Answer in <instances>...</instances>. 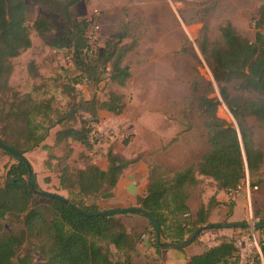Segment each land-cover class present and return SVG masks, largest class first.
Returning a JSON list of instances; mask_svg holds the SVG:
<instances>
[{
    "label": "trees",
    "instance_id": "trees-1",
    "mask_svg": "<svg viewBox=\"0 0 264 264\" xmlns=\"http://www.w3.org/2000/svg\"><path fill=\"white\" fill-rule=\"evenodd\" d=\"M80 2L0 0V141L25 155L44 146L51 130L57 127L54 146L65 144V147L61 155L49 153V160L57 161L60 187L76 194V198L67 197L76 208L57 198L43 196L45 201H39L41 188L31 163L0 147L16 160L9 166L3 184L0 183V264H114L110 249L104 244L113 245L124 257L116 264L135 263L140 239L129 231L118 214L104 215L107 209L95 201L106 202L113 197L119 180L134 161L109 148L108 166L103 169L92 157L100 112H123L127 105L125 95L109 90L104 98L95 95L85 99L78 84L86 80L98 86L107 79L125 86L132 76L127 57L139 45V38L131 32V21L123 22L106 39L104 48L89 56L86 53L89 21L87 18L76 20ZM38 7L43 12L36 16ZM211 10L210 7L200 12L202 27L197 43L236 125L218 115L222 101L210 96L214 91L210 82L195 100L209 148L197 163L180 170L155 161L150 163L147 187L137 196V208L129 207L123 213L155 216L163 238L160 241L149 220L157 251L165 244L186 241L198 227L209 224L210 204L207 208L202 205L194 218L188 203L193 190L204 182L202 176L212 178L220 189L228 192L239 190L247 179L252 188L264 182L261 172L264 150L256 136L257 127L264 129V3L255 14L254 40L242 34L231 20L218 26V37H211L207 23ZM48 14L57 15L71 30L72 48L68 57L78 79L62 85L63 93L68 96L62 110L55 108L53 97L38 99L10 83L15 71L14 60L33 46L32 32L47 37L55 31L56 24ZM28 73L33 79L41 76L35 60L28 63ZM105 73L108 75L104 76ZM200 88V75L196 73L189 81V91L196 94ZM250 117L257 120V126L250 124ZM177 140L178 136L169 145ZM71 143L85 147L78 155L81 165L71 164L75 152ZM90 198L94 200L90 202ZM8 217L21 218L23 229L19 235L5 230L3 220ZM225 223L236 222L226 219L214 224ZM241 224L235 228L249 231L246 221ZM218 229L209 227L196 236L194 242L203 249L190 255L185 264L242 263L236 238L221 235L214 244L199 238L206 231ZM256 229L263 232L264 222ZM258 242L264 255V237ZM23 246H28L30 252L20 255L19 249Z\"/></svg>",
    "mask_w": 264,
    "mask_h": 264
},
{
    "label": "rangeland",
    "instance_id": "rangeland-1",
    "mask_svg": "<svg viewBox=\"0 0 264 264\" xmlns=\"http://www.w3.org/2000/svg\"><path fill=\"white\" fill-rule=\"evenodd\" d=\"M97 1L99 0H81L77 6L76 18L77 21L83 18L88 19L95 9L101 11L98 42L95 44V51L97 52L102 50L107 38V32L114 27L120 18H130L136 14H140L138 16L146 23L155 14L156 10L161 12V10L165 9L171 19L182 27L181 29H183L185 34L183 47L179 52H175L174 58L169 55L161 58V66L167 69L168 73L158 80L162 81L164 85L175 86L172 93L163 100V106L167 110L165 114L161 113V118L159 117L158 120L150 119L147 122L146 117L142 115L135 117L133 120L127 119L125 116V120H123L124 118L105 117L100 124L96 125L92 153L95 158H99V163H101V158L105 159V156L100 154L99 149L105 150L110 143L117 146L119 153L137 161L128 171V178L131 180L128 183L131 186L130 196L124 197V199L132 200L134 199V193L143 185L144 177L147 173L144 163L151 161L152 154H155L154 156L157 159L168 166L176 169L193 162L207 147L204 139L203 120L195 107V100L210 82L213 83L214 87V91L210 96H217L221 101L222 98L211 69L198 47L197 42L202 27L199 19L200 12L205 8H212L207 17L211 37H218V26L226 20H231L242 34L254 40L257 31L255 14L258 7L264 3V0H163V3H158L160 5L150 7L142 6L140 2L143 0H110L126 4H122L119 9L111 10L107 13ZM42 12L41 8L38 7L36 16ZM145 13H152L153 15L145 17L142 15ZM48 15L56 24L55 31L47 37H40L35 31L32 32L33 46L14 60L15 71L11 76L10 83L22 93L30 92L38 99L53 97L55 108L62 110L68 102V96L63 93L62 85L64 83H73L75 79H78L67 58L72 48V40L69 36L71 30L57 15ZM30 24H32V21H30ZM31 60H35L40 67L41 76L37 79L31 78L28 73V63ZM135 61H138V59H134ZM141 67V62H138V68L141 69ZM196 73L200 75L201 88L198 93L193 94L188 89V82L192 75ZM233 92H236V90L233 89ZM218 115L229 123L236 125L231 111L223 101L218 107ZM249 122L251 125L257 126V120L254 117H250ZM56 128L51 130L44 142V146L25 153V157L36 173L41 191L59 193L66 198H76L74 192V194H71L60 187L57 161L49 160V153L54 152L56 155H61L65 147V144L53 145ZM256 133L258 143L264 150V129L257 127ZM176 134L181 138V141L165 149L164 147ZM126 139L129 140L128 144L124 143ZM75 150L70 161L72 165L78 166L81 165L78 158L79 151L76 148ZM14 162L16 160L13 156L4 153L0 149V183L3 184L6 172ZM261 172L264 177V166ZM213 186L217 192L223 190L217 186L215 180L204 181L194 193L193 202L195 203L201 199L205 188L209 189ZM238 193H244L243 187L238 192H235L234 195ZM252 195V203H248L246 218L243 220L251 224L250 230H253L251 234H249V231L239 228H219L216 231H206L199 238L208 244H214L221 235L234 237L237 240L241 236H245V243L250 244L253 247L252 249L256 250V241L258 242L261 236L264 237V232L257 231L255 226L257 223L264 222V182L254 190ZM241 197L246 199L245 196ZM212 199H215V197H212ZM92 200L94 199H89L90 202ZM39 201H45L44 197L40 196ZM95 201L100 203L102 209H108L109 203L107 201L105 202L101 199ZM231 201L233 200L231 199ZM237 211L239 212L240 210L237 209ZM118 216L125 222L129 231L140 239L137 244L134 264H184V257L203 249L202 245L193 242L185 247L182 252H179L178 249L167 247L157 251L154 229L147 217L131 212L127 214L121 213ZM235 222L241 223V220L236 219ZM3 224L5 230L15 235H19L23 229L20 217H8L3 220ZM159 239L160 241L163 240L161 237ZM104 247L110 249L111 259L114 264L118 260L124 259L113 245L104 244ZM29 252L30 248L28 246H23L19 249L20 255Z\"/></svg>",
    "mask_w": 264,
    "mask_h": 264
},
{
    "label": "crops",
    "instance_id": "crops-1",
    "mask_svg": "<svg viewBox=\"0 0 264 264\" xmlns=\"http://www.w3.org/2000/svg\"><path fill=\"white\" fill-rule=\"evenodd\" d=\"M97 2L100 4L101 8L105 10V13L111 10L119 9L122 4L123 5L126 4V3H117L115 1H110V0H99ZM159 2L163 3V0H143L140 2V4L145 7L146 6L150 7L153 5H160L158 4ZM164 10L163 11L161 10V12L156 10L154 15L152 13L142 14L145 17H151L153 15L147 22L145 21L146 23H144V21H142V19L139 17L140 14H138L139 16L136 14L137 16L135 15L130 18L127 17L120 18L119 21H117V23L114 25V27L111 28L109 32H107L106 36L108 38L112 32H115L119 29L120 25L123 22L131 21V32L138 35L139 45L132 52H130V54L127 57V61L131 66L132 76L128 80L125 86H118L114 83L109 82L107 79H104L101 83H99L98 86L93 85L92 83L86 80H83L80 84H78V88L81 90L82 96L85 99H91L95 95L104 98L106 97V94L109 92V90H116L125 95V100L127 105L123 110V112H121L120 114H114L113 112L102 110L100 112V119H101L100 123L105 117L124 118L125 116V118L133 120L135 117L140 115L146 117V122H147L150 119L158 120L159 117L161 118V113L165 114V112L167 111L165 106H163V100L170 93H172L175 86L170 87L164 85L162 81L158 80L162 78L166 73H168V70L161 66V58L165 55H169L170 57L172 56L174 58L173 55L175 54V52H179L183 47L185 34L183 32V29H181L182 27L177 25L173 21V19H171L169 13L166 10L165 12ZM148 23L149 25H147ZM134 59H138V61L134 62ZM138 62H141L142 65L141 69L138 68ZM105 75H108V73H105ZM188 89H189V82H188ZM125 118L123 120H125ZM177 136L178 135L176 134L173 138ZM173 138H171L170 141L167 143V145L165 146L166 148L164 147L165 149L181 141L180 140L181 138H179V140L169 145V143ZM126 140L128 141L127 142L128 144L129 140L128 139ZM205 142L207 144L206 140ZM112 144L113 143H110V145H108V147L105 150L99 149L100 154L105 156V159L104 158L100 159L101 163L103 164L99 163V158L98 159L95 158L92 153L94 162H96L103 169H106L108 166L107 152L109 148H111L114 153L120 154L124 158L129 159L125 157L123 154L119 153L117 150V146H115V144L114 145ZM71 145L74 148H76L79 152L83 151L85 148L80 143H71ZM208 148L209 146L207 144V147L195 158L193 162L185 164L184 166L176 169L168 166L163 161L157 159L154 156L155 154H152L151 161L144 163L145 170L147 171V173L144 177L145 180L143 182V185L139 189L140 191L138 190L136 193H134V197H133L134 199L130 200V199H124V197L130 196L129 192H131V186L128 185V183L131 181L130 178H128V171L133 165L137 163L136 160H133L134 162L129 166V168H127L125 174L121 177L116 188L114 189L113 197L109 198L107 201L109 203V209L129 208V207H135L137 205L136 204L137 196L143 193L147 187L148 177L150 172V163L152 161L161 163L172 170H180L191 164L197 163L200 157L202 156V154ZM201 178L204 179V181H208V182L213 180L212 178L209 177L202 176ZM242 187L244 193L243 194L238 193L237 195H234L235 192H228L225 190H221L217 192L214 186L209 189L205 188V190L203 189L204 191L201 199H199L197 202L194 203L193 195L194 193H196L197 190V188H195L192 192V196L189 198L188 201L191 214L193 215L194 218H196L197 210H199L202 205H204L207 208L210 204V210L207 216V220L209 221V223L214 224L226 219L229 222H235L236 219L243 221L246 218V209H248L247 208L248 203H252V199H253L252 193H254V190L257 189L258 187L252 188L250 186L249 179L243 182L239 190L242 189ZM239 190H237L236 192H238ZM231 195L233 196L230 197ZM240 196H245L246 199H244L243 197L240 198ZM212 197H215L216 200L212 199ZM231 199L233 201H231ZM237 209H239L240 211L238 212ZM247 225H249L247 226V228L250 231L249 234H251L253 231L250 230L251 224L247 223ZM244 237L245 236H241V238L237 240V245L242 255V262L248 256V254H250L252 251L255 250L252 249L253 247L250 246V244L248 245L247 243H245L246 241ZM178 251L182 252V250L179 249ZM181 254L186 255L185 253H181ZM192 254H188L186 257H184V264L186 263L188 257Z\"/></svg>",
    "mask_w": 264,
    "mask_h": 264
},
{
    "label": "water",
    "instance_id": "water-1",
    "mask_svg": "<svg viewBox=\"0 0 264 264\" xmlns=\"http://www.w3.org/2000/svg\"><path fill=\"white\" fill-rule=\"evenodd\" d=\"M0 147H3L5 149H8L9 151H11L12 153H14L15 155L23 158L27 163L28 160L27 158L25 157V155L18 151L17 149L11 147V146H8V145H5L3 144L1 141H0ZM30 165V164H29ZM39 194L41 196H44V197H49V198H57V199H60L62 201H64L65 203L69 204L70 206L76 208V206L71 203V201H69L68 198H66L65 196L59 194V193H54V192H50V191H40ZM133 208H137V207H133ZM128 208H112V209H107L106 211H104V215H109V214H121L123 213L125 210H127ZM139 209V208H138ZM148 219L151 221V223L153 224L157 234H158V237L160 238V225H159V222L157 221V219L155 218V216L151 213L148 214ZM242 224L241 223H225V224H213V223H209V224H206V225H202L200 227H198L194 233L192 234V236L187 239L186 241H183V242H180V243H168V244H165L164 247H167V248H185L187 246H189L190 244H192L196 238V236L201 233L203 230H205L206 228H209V227H217V228H235V227H238V226H241ZM259 225V223H257L255 226L257 227ZM249 226V225H247Z\"/></svg>",
    "mask_w": 264,
    "mask_h": 264
},
{
    "label": "built area",
    "instance_id": "built-area-1",
    "mask_svg": "<svg viewBox=\"0 0 264 264\" xmlns=\"http://www.w3.org/2000/svg\"><path fill=\"white\" fill-rule=\"evenodd\" d=\"M100 17L101 11L99 9H95L93 14L88 18L89 26L86 37L88 39V48L86 49V53L93 57L95 53H97L95 44L98 42V31L100 28ZM95 51V52H94ZM69 62L71 63L70 57H68ZM241 264H264V255L261 250V245L256 241V250L252 251Z\"/></svg>",
    "mask_w": 264,
    "mask_h": 264
}]
</instances>
